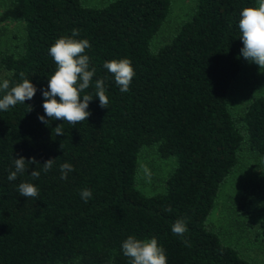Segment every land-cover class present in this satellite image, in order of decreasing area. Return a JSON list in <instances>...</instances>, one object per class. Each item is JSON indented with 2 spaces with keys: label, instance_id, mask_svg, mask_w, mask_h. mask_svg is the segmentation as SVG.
Wrapping results in <instances>:
<instances>
[{
  "label": "trees",
  "instance_id": "1",
  "mask_svg": "<svg viewBox=\"0 0 264 264\" xmlns=\"http://www.w3.org/2000/svg\"><path fill=\"white\" fill-rule=\"evenodd\" d=\"M8 2L0 20L23 23L25 38L19 54L0 55L8 72L3 80L11 88L28 79L37 92L0 110V264H130L121 247L129 236L156 238L167 264H258L208 224L244 145L264 155V93L244 107L241 128L227 103L241 73L240 12L258 7L257 0H195L192 14L157 49L151 42L168 17L170 0H109L102 6ZM74 29L75 39L91 45L84 54L95 74L80 93L81 99L92 96L91 115L73 126L46 116L41 90L57 67L48 49ZM124 58L135 71L127 92L103 67ZM97 80L104 82L106 108L96 98ZM5 94L0 91V98ZM59 125L63 135L56 134ZM144 147L175 159L162 192L145 194L138 187ZM20 157L35 158L37 165L26 162V171L9 181ZM50 159L53 167L45 173L42 165ZM63 163L74 169L65 180ZM33 170L39 178L31 176ZM22 182L33 184L38 195L21 196ZM85 188L92 193L87 202L80 196ZM177 219L186 222L183 237L171 231ZM259 226L264 239V220Z\"/></svg>",
  "mask_w": 264,
  "mask_h": 264
},
{
  "label": "rangeland",
  "instance_id": "2",
  "mask_svg": "<svg viewBox=\"0 0 264 264\" xmlns=\"http://www.w3.org/2000/svg\"><path fill=\"white\" fill-rule=\"evenodd\" d=\"M108 1L81 0L87 6H102ZM170 1V12L158 34L152 39V49H157L169 41L194 10L195 0ZM8 3V0H0V14ZM24 38L23 23L0 20V55L19 54ZM7 74V70L0 64V82ZM262 93L264 67L260 68L241 55V73L227 96L229 111L239 128L242 127L239 116L244 107L249 100ZM174 166L173 157L162 158L152 147H144L139 160L138 187L145 194L162 192L164 180ZM245 193L247 197L242 206L240 199ZM262 220H264V155L255 153L244 145L236 167L219 189L208 224L224 243L235 247L242 257L264 264V239L261 237L259 226Z\"/></svg>",
  "mask_w": 264,
  "mask_h": 264
},
{
  "label": "clouds",
  "instance_id": "3",
  "mask_svg": "<svg viewBox=\"0 0 264 264\" xmlns=\"http://www.w3.org/2000/svg\"><path fill=\"white\" fill-rule=\"evenodd\" d=\"M258 7H245L240 12L239 30L241 32V41L243 48L241 55L244 59L255 63L260 68L264 67V0H257ZM79 35V30L74 29L71 37L62 36L48 49L49 55L56 64V71L48 78L47 89H42L44 99L43 109L49 119L67 121L73 126L79 122L85 121L91 115L87 111L89 103L93 100L91 95H84L83 99L80 93L89 88L95 69L89 70V57L85 55V50L91 45L87 39H75ZM103 67L114 75L116 84L121 92H127L135 76L132 62L127 59H113L106 61ZM23 76V74H21ZM96 98L99 99L100 106L106 108L109 103L105 94L103 80H97L95 83ZM0 91L6 94L0 98V110L7 111L9 107L17 103H25L31 100L37 88L28 79H23L21 83L10 88L7 79L0 82ZM59 98V99H57ZM31 111V108H30ZM42 123H47L45 116H38ZM57 135H63L60 125L55 128ZM55 160H48L42 165V170L47 173L53 167ZM26 162L37 165L35 158L26 161L25 158H14L15 171L10 172L9 181L17 178V173L26 171ZM39 165V164H38ZM73 167L69 163L60 165V179H67ZM33 178H39V171H31ZM18 190L23 197H36L37 188L28 182H22ZM81 198L87 202L92 193L85 188L80 192ZM171 211V209H167ZM173 234L183 237L187 231L186 222L183 219H177L171 227ZM187 246V240L184 241ZM122 251L124 256L130 259V264H167V257L162 247L158 245L156 238L139 240L134 236H129L122 242Z\"/></svg>",
  "mask_w": 264,
  "mask_h": 264
}]
</instances>
